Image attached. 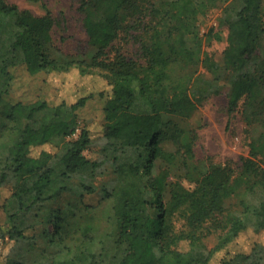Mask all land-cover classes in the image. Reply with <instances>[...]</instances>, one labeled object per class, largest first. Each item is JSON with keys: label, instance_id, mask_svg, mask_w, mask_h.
I'll return each mask as SVG.
<instances>
[{"label": "trees", "instance_id": "trees-1", "mask_svg": "<svg viewBox=\"0 0 264 264\" xmlns=\"http://www.w3.org/2000/svg\"><path fill=\"white\" fill-rule=\"evenodd\" d=\"M213 7L228 29L221 61L206 48L213 29H201ZM79 9L89 46L73 53L57 44L51 11L0 0V234L13 240L0 264H210L243 231L264 235L263 0H81ZM20 65L101 77L110 87L104 122L80 124L92 94L11 101ZM202 69L211 93L228 86V112L245 122L240 167L197 155L192 117L210 94L198 87ZM97 131L102 160L85 152ZM105 162L114 186L87 203ZM64 193L40 248L32 212ZM219 264H264V242Z\"/></svg>", "mask_w": 264, "mask_h": 264}, {"label": "rangeland", "instance_id": "rangeland-1", "mask_svg": "<svg viewBox=\"0 0 264 264\" xmlns=\"http://www.w3.org/2000/svg\"><path fill=\"white\" fill-rule=\"evenodd\" d=\"M18 4L22 8H29L37 14L51 11L57 20L54 37L57 44L67 52H81L89 46V36L84 26V16L79 7L81 0H8ZM264 12V0H263ZM221 16L218 7L211 8L201 23L202 33L213 29V40L206 48L217 60H222L224 49L227 45L228 29L219 23ZM127 52L137 55V46L129 45ZM15 77L8 98L13 101H34L44 99L51 103H59L62 100L76 101L81 96H93L86 105L79 109L78 114L81 126L85 124L103 123L105 117L104 107L110 93V87L98 75H82L78 70L70 72H40L31 74L25 65L12 69ZM211 74L201 70L198 87L209 96L200 109L193 115L192 122L198 128L199 138L196 143V152L199 157L212 155L216 163L231 161L235 167H240L243 156H246L249 147L245 139V122L239 113L228 112V86L222 84L220 94L211 93ZM102 95H100V93ZM94 140L85 151L87 156L94 160H102V145L105 138L97 131ZM79 131L75 134L77 136ZM115 166L109 162L102 165V171L95 179L96 191L86 194V202L96 204L102 197L104 187L112 188L115 183ZM11 185V183L9 184ZM8 185V187H10ZM70 197L64 193L57 200L37 207L33 212L37 241L39 247L47 245L41 232L49 222L51 210L54 206L65 203ZM5 214L0 210V223L4 224ZM223 233L215 232L207 237L209 248L214 247ZM256 241L264 242V235L257 234L252 229L245 230L226 248L217 252L210 264H219L220 260L237 250L250 249ZM13 240L0 234V261L6 258Z\"/></svg>", "mask_w": 264, "mask_h": 264}]
</instances>
